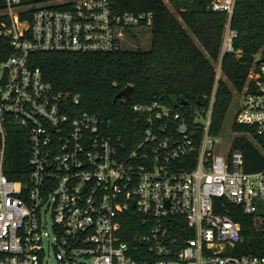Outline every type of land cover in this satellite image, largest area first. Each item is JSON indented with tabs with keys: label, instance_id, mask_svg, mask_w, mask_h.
I'll return each mask as SVG.
<instances>
[{
	"label": "built area",
	"instance_id": "2783aa9c",
	"mask_svg": "<svg viewBox=\"0 0 264 264\" xmlns=\"http://www.w3.org/2000/svg\"><path fill=\"white\" fill-rule=\"evenodd\" d=\"M235 2L215 0L211 10L229 19ZM3 10L0 36L11 54L0 63V264H264V254L228 253L242 241L240 226L214 211L223 199L245 216L264 215V172H246L242 153L231 148L213 153L214 91L193 112L194 128L172 106L134 105V122L143 126L125 149L108 119L83 110L78 95L55 91L30 61L35 52L122 50L133 29L150 28V14L116 13L112 0H5ZM236 38L227 22L220 55L238 53ZM256 66L234 123L261 134L264 64ZM9 128L27 140L25 183L3 174ZM130 211L141 232L124 240Z\"/></svg>",
	"mask_w": 264,
	"mask_h": 264
},
{
	"label": "trees",
	"instance_id": "16d2710c",
	"mask_svg": "<svg viewBox=\"0 0 264 264\" xmlns=\"http://www.w3.org/2000/svg\"><path fill=\"white\" fill-rule=\"evenodd\" d=\"M46 0H23L39 3ZM215 0H112L116 13H146L152 16L148 50H117L107 54L40 53L31 54L30 61L38 67L44 81L55 91L70 92L80 99V107L111 122V132L122 139L125 149H130L139 140L143 123L134 105L144 106L153 101L172 106L169 97L176 96L186 104L173 107L185 119L188 127L194 128L193 112L205 108L214 91V102L208 134L211 138L220 135L232 93L239 95L248 80L251 70L257 71V56L264 55V0H236L232 15L212 11ZM169 5V7H168ZM5 0H0V10ZM172 10V11H171ZM237 38L233 47L237 54L220 55L222 34L226 23ZM8 18L0 15V25ZM129 37L136 39V34ZM11 54L10 42L0 36V63ZM219 61L223 79H216L213 64ZM126 86L132 87L129 98L113 103L117 92ZM144 122V121H143ZM235 136L231 150L244 157L246 172H264V133L253 128L232 124ZM134 132L138 133L134 136ZM23 130L9 128L5 142L3 174L8 180L28 181L27 140ZM200 130H197L193 147L200 145ZM195 153L192 163L195 162ZM193 166V165H192ZM214 211L229 216L240 226L242 241L228 253L233 255L264 254V215L257 212L245 216L239 207L223 199L214 200ZM129 223H122L123 239L141 232V218L133 211L127 213Z\"/></svg>",
	"mask_w": 264,
	"mask_h": 264
},
{
	"label": "rangeland",
	"instance_id": "374dc122",
	"mask_svg": "<svg viewBox=\"0 0 264 264\" xmlns=\"http://www.w3.org/2000/svg\"><path fill=\"white\" fill-rule=\"evenodd\" d=\"M3 13H4V10H0V14H3ZM132 33L136 34L137 36L136 39L138 41H135L134 38H131L129 36L125 37L124 41H122L123 49L124 50H135V49L148 50L149 41H150V30L147 28H140L138 30L133 29ZM257 59L258 57H256V60ZM213 66L216 71V79H223L220 73L219 61L215 62ZM238 106H239V95L232 93V99H231L230 105L225 114V119H224L221 133L218 137L214 138V140H216V143L218 144L215 146L213 150L214 154L224 155L225 150L231 148V143H232L233 138L241 134V133H234L231 130V126L234 123L235 112ZM47 261H48V264H57L53 260V258H49Z\"/></svg>",
	"mask_w": 264,
	"mask_h": 264
},
{
	"label": "water",
	"instance_id": "95a60500",
	"mask_svg": "<svg viewBox=\"0 0 264 264\" xmlns=\"http://www.w3.org/2000/svg\"><path fill=\"white\" fill-rule=\"evenodd\" d=\"M256 65L259 64H264V56L261 59H258L255 62ZM132 92V87L131 86H126L124 89L120 90L119 92L116 93V95L113 98V103H115L119 99H127L130 96V93ZM169 102L173 105V107H179L181 105L186 104L185 101L179 100L176 96H171L169 97ZM133 205V202H132Z\"/></svg>",
	"mask_w": 264,
	"mask_h": 264
}]
</instances>
